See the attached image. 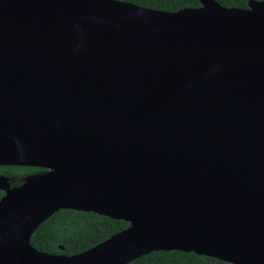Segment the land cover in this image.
<instances>
[{
    "label": "water",
    "instance_id": "water-1",
    "mask_svg": "<svg viewBox=\"0 0 264 264\" xmlns=\"http://www.w3.org/2000/svg\"><path fill=\"white\" fill-rule=\"evenodd\" d=\"M198 2L0 0V166L48 170L0 176V264H264V0ZM60 210L129 226L37 250Z\"/></svg>",
    "mask_w": 264,
    "mask_h": 264
},
{
    "label": "trees",
    "instance_id": "trees-1",
    "mask_svg": "<svg viewBox=\"0 0 264 264\" xmlns=\"http://www.w3.org/2000/svg\"><path fill=\"white\" fill-rule=\"evenodd\" d=\"M165 12L200 7L198 0H117ZM227 8L247 9L250 0H216ZM260 1V0H255ZM11 170L24 168L12 167ZM1 171V169H0ZM19 183L16 186H20ZM1 196V192H0ZM129 224L94 213L60 210L44 222L31 238V245L49 254L74 256L81 254L111 236L126 229ZM63 247V250L61 249ZM130 264H231L215 258L179 251L153 252Z\"/></svg>",
    "mask_w": 264,
    "mask_h": 264
},
{
    "label": "flooded vegetation",
    "instance_id": "flooded-vegetation-1",
    "mask_svg": "<svg viewBox=\"0 0 264 264\" xmlns=\"http://www.w3.org/2000/svg\"><path fill=\"white\" fill-rule=\"evenodd\" d=\"M250 1H255V0H250ZM260 1H263V0H260ZM12 167H14V166H0V169H1L0 176L1 177H8L9 178V183L11 184L12 188L18 187L16 185L21 183V182L23 183V178H25L27 176L35 175V174H42V173L48 172L47 169H42V168L20 167V168H24L23 170H26L27 172H24V174H21V176H14V175H12L13 172L6 171V170H8L7 168H12ZM0 192H1V196H0V199H1L5 195V192L2 191V190H0Z\"/></svg>",
    "mask_w": 264,
    "mask_h": 264
},
{
    "label": "rangeland",
    "instance_id": "rangeland-1",
    "mask_svg": "<svg viewBox=\"0 0 264 264\" xmlns=\"http://www.w3.org/2000/svg\"><path fill=\"white\" fill-rule=\"evenodd\" d=\"M11 172H13V174L12 175H14V176H21V174H24V172H27L26 170H11Z\"/></svg>",
    "mask_w": 264,
    "mask_h": 264
}]
</instances>
